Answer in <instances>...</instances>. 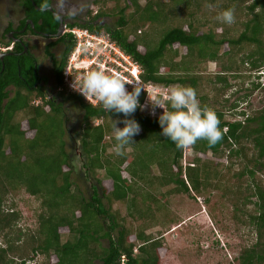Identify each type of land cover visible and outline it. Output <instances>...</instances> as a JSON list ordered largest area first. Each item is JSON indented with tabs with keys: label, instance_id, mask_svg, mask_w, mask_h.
I'll return each mask as SVG.
<instances>
[{
	"label": "trees",
	"instance_id": "obj_1",
	"mask_svg": "<svg viewBox=\"0 0 264 264\" xmlns=\"http://www.w3.org/2000/svg\"><path fill=\"white\" fill-rule=\"evenodd\" d=\"M110 1L97 3L102 8L94 20L110 17L104 10ZM115 1L120 16L116 23L72 25V28L79 26L99 36L109 35L140 65L142 80L147 84L191 87L203 103L201 107L215 111V104H211L210 98L206 97L208 95L204 94L209 89H204L205 79L195 71L199 68L205 70L209 63L220 65V71L216 73L218 82L222 84L216 91L219 96L232 88L228 74L232 72L239 76L248 64L245 59L240 60L241 55L250 52L248 60H253L249 69L251 73L264 67V0H170L168 3L146 0L145 7L141 6V0ZM226 9H234L237 18L231 25L217 20V16ZM132 23L138 25L134 34L130 29ZM146 25L157 27L153 33L160 30L162 38L149 37V32L144 35L140 29ZM70 38L72 44L58 69V84L66 91L62 103L43 98L45 102L37 107L34 102L39 97L32 96L21 82L16 67L18 62L10 58L4 64L0 59V232L8 230L6 246L0 247V264H27L28 259L32 261L38 254L48 258L55 254L57 261L51 264H96V261L101 264H160L162 242L148 235L147 225L135 233V224L127 225L126 218L121 217L119 211L114 213V206L118 203L127 206L131 202L133 214L148 221L153 216L152 211H163L164 196L156 190L148 194L146 185L153 187L152 184L156 183L160 188L176 185L169 194L189 195L214 187L219 180L213 170L214 163L203 159L210 153L216 159L229 155L249 161L245 172L239 175V189L228 190L227 194L237 211L256 207L257 215L251 216L249 225L256 226L257 242L255 248L242 251L240 264H264V253L256 251L264 246V182L259 177L261 171H256L260 166L264 172V110L259 117L249 116L247 123L228 122L222 111H215L220 120L222 139L215 146L201 139L181 150L161 135L158 118L145 116L142 108H138L129 117L141 126L133 144L126 146L118 157L115 152L112 156H105V139L113 134V121H122L125 117L106 112L102 104L93 105L66 85L65 73L77 46L75 38L72 35ZM180 48L186 52L177 61L181 55ZM13 69L15 74L11 75ZM11 85L19 88L14 98H10L6 91ZM253 86L260 88V85ZM23 90L28 91L27 94ZM147 98V94L141 93L140 104L143 105ZM74 101L80 105L85 119L81 128L71 132L81 142L85 172L80 174L76 173L74 163L76 153L68 150L66 141L70 135V122L64 106ZM163 103L168 109V101ZM21 115L27 117L25 124L20 120ZM242 115L246 116L245 113ZM98 120L103 124L95 125L94 121ZM117 126L122 128L124 125L118 123ZM226 127L229 128L227 134L224 132ZM114 144L113 138L112 149ZM129 148L133 153H128ZM149 150L151 155L147 152ZM140 151L146 157L161 154L159 159H155V164L162 175H153L152 161L148 163L146 160L142 169L137 166V161H145L142 154L139 155L141 158L137 156L134 162H130L129 157H135ZM257 151L259 154L253 158L248 154ZM185 158L189 159L187 165ZM99 171H105V177L98 175ZM246 175L257 182L247 186L242 181ZM128 176L134 181L130 182ZM78 179L91 181L89 196L81 189ZM106 180H112L113 189L105 186ZM22 189L43 201L39 229L34 234L17 230L20 213L10 207V210L6 209L8 196ZM65 230L69 232V240L63 243ZM15 232L17 235L14 237ZM106 239L109 240L107 248L101 243ZM22 241L24 244L18 245Z\"/></svg>",
	"mask_w": 264,
	"mask_h": 264
},
{
	"label": "rangeland",
	"instance_id": "obj_2",
	"mask_svg": "<svg viewBox=\"0 0 264 264\" xmlns=\"http://www.w3.org/2000/svg\"><path fill=\"white\" fill-rule=\"evenodd\" d=\"M160 1L168 3L170 0ZM98 2H101V0H99ZM140 4L142 7H145L147 1L141 0ZM117 5L118 4L115 0H111L104 8L105 12L110 14V17L104 18L105 20H100V22L104 21L107 24L116 23L120 18L119 14L117 13ZM249 5H252V2ZM99 8L101 9L102 7H98L96 4H92L91 12L96 14L97 11H99ZM131 12H134V10H132ZM4 22L5 19L1 16L0 23L4 24ZM137 26L138 25L136 23H132L130 25L131 33L133 32L134 34L136 32ZM153 29L157 30V27L146 25L140 30L144 35L149 32L147 36H154V39H157L159 36L161 37L162 32L158 30L156 33H153ZM134 38H136L135 35ZM225 49L228 50L229 47H226ZM100 50L101 49H99V51ZM143 51L145 52V50ZM180 51L181 55L179 58H177V61H180L182 54L186 52L184 48H180ZM114 53L116 54V52ZM249 55L250 52L247 53V55L240 56V60L245 59L248 64L246 65L245 69L242 70V73L239 76L235 75V73L232 72L228 74V82L232 88L223 95L220 94L219 96H217L216 92L217 89H221L222 87V84L218 82L216 77V73L220 71V65H218V63H209L205 70H200L199 68V71H195L205 79L206 88L204 89H209H207L204 94L208 95L206 97L210 98L209 102L211 104H215L217 106L216 107L215 105H213V109H215V111H222L226 116V120L231 123H234L236 121L247 123L246 119L248 116L259 117L264 110V87L254 88L253 86H257V83L259 82L256 79V75L254 74V72L251 73L249 71L251 67L250 63L252 60H248ZM87 58L88 57H85V59ZM117 60L120 61L119 59ZM71 61L77 62V58H75V56H71L69 59V64L71 63ZM123 64L127 65L125 64V62H123ZM84 65L85 64H83L82 67ZM84 69L85 70L83 71V74L85 75L86 66L84 67ZM105 73L107 74L108 71H105ZM83 74L77 72L73 73L72 75H69V80L79 79L81 81V79H83L84 77ZM172 86L167 88H171ZM169 90H162V93H168ZM141 93H143V91ZM140 98L141 94L139 96V99ZM197 99L201 106L203 103L201 102L200 98ZM147 102L150 106L147 108L143 104V108L141 109L145 116L147 115V113L149 114L152 108H154L150 98L147 99ZM67 110L71 112L72 121L77 118L81 120L83 119L84 113L81 112L76 104L69 105V107H67ZM242 113H245L246 116H242ZM26 118V116L21 115L20 120L23 122V124L26 123ZM98 123L100 125L103 124L101 120L94 121L95 125H97ZM69 125L70 135H67L66 137L68 150L70 152L76 153L74 163L76 165V173L78 172V174H80L85 172L83 168V153L80 149L81 142L78 138L75 139V136L71 133L72 129H77V125H75V123L73 122ZM81 126L82 123L80 124V128ZM113 138L114 134H110L107 135V138L105 139L107 147L106 151L104 152L105 156H112L114 153L112 149ZM132 150V148H129L128 153H133ZM147 152H149L150 154V150ZM140 154H142L141 151L140 153H136L135 157L130 156V162H134L137 156L140 157ZM248 154L251 158H253V156H256V154L258 155L259 153L257 151L253 153L248 152ZM116 156L118 157L119 155L116 154ZM142 156L144 157L145 161L144 163H142L141 161V163L137 161V166L139 168L142 169L147 161L148 163L152 161L153 163H150V168H152L153 175H162V172L157 167V164H155L157 163L155 159H159L161 157L160 153H158L156 157H146L143 154ZM203 159L204 162L212 161L214 163L213 170H215V174L219 178V180H217L218 182L213 185L214 187L204 189L200 193L192 192V194L189 195L185 193L169 194L176 185H168L162 188H160V185H157L156 183L152 184L153 187H151V184L149 186L146 185L145 187L148 194H152V192L156 190L159 194H163L164 196L162 207L163 211H152L153 216L150 220L148 219V221L140 219L137 214H133V209H130L131 202L127 206L121 205L119 203L114 206V213L116 214L119 211L121 217L126 218L127 225L135 224V233H139V231L142 229L141 227L147 225L146 227L148 235H151L156 240L162 242L163 247L160 250L162 260L160 264H240L242 251L244 249L255 248L258 237L256 226H252L249 224L251 223V216L257 215L255 210L256 207L251 206L248 210L243 208L242 211H237L234 201L231 200L227 194L228 190L237 191V189H239V175L245 172V166L248 165L249 161L244 157H230L229 155L225 156L223 159H216L212 155V153L204 156ZM229 166H231L230 169L227 168ZM215 167L219 168L216 169ZM260 169L261 167L257 166L256 171H261L259 177L260 180L264 182V172H262V170ZM97 174L101 176L103 175V177H105V171H99ZM125 175L127 176L128 173L126 174L125 172ZM76 177L77 174H75V178ZM244 177L245 178L242 181H244L247 186L252 184L253 181L257 182L256 180L251 179L249 175H246ZM128 179L130 182L134 181V179L130 176H128ZM260 180L258 181L260 182ZM85 181V179H78V184L80 185L81 189L86 192L87 196H89L88 186L91 184V181ZM104 184L109 189H113L112 180H106ZM153 193H155V191ZM139 199L140 197L138 198V200ZM251 200L254 202L258 201L257 198H251ZM6 202L7 210H10V207L11 209L20 213L21 221L19 222V225H17V230L20 229L23 230V232L27 231L28 234H34L35 232H37V230L39 229V217L44 210V207L42 206L43 201H41L37 197L29 195L25 189H22L17 193H13L8 196ZM152 208L157 209V206L152 205ZM250 211H252V213ZM65 231L66 232H64L63 235V243H66L69 240V232L67 230ZM7 233L8 230L5 232H0V247L2 248L6 246L5 235H7ZM13 235L15 237L17 235L16 232ZM24 238H27V236H25ZM132 240H135V237H133ZM101 243L102 247H109V240H103ZM23 244L24 241H22L18 245L22 246ZM256 251H258V253L260 254L264 253V246H260L259 249H256ZM54 255L53 257L48 258L42 254H38L33 258L32 261L28 259L26 263L51 264L57 261V258ZM16 260H18V258H16ZM96 264H101V262L96 261Z\"/></svg>",
	"mask_w": 264,
	"mask_h": 264
},
{
	"label": "flooded vegetation",
	"instance_id": "obj_3",
	"mask_svg": "<svg viewBox=\"0 0 264 264\" xmlns=\"http://www.w3.org/2000/svg\"><path fill=\"white\" fill-rule=\"evenodd\" d=\"M98 1L0 0V18L2 16L5 19L4 24L0 23V45L4 49L0 53V59L3 63L10 58L18 62L16 67L21 82L27 86L32 96L39 97L34 102L37 107L42 106L45 100L62 103V96L66 91L65 87L58 84V69L72 44L67 30L83 29L79 26L72 28V25H106L104 21L100 22L104 18L94 20L95 14L91 12V5H97ZM61 27L62 34H59ZM10 73L15 74V70ZM6 91L10 98H14L19 88L11 85ZM22 92L27 94L28 91ZM73 104L81 110L80 105L74 101L64 106L65 115L79 129L85 119L83 116L82 120L77 118L72 121L67 107Z\"/></svg>",
	"mask_w": 264,
	"mask_h": 264
},
{
	"label": "clouds",
	"instance_id": "obj_4",
	"mask_svg": "<svg viewBox=\"0 0 264 264\" xmlns=\"http://www.w3.org/2000/svg\"><path fill=\"white\" fill-rule=\"evenodd\" d=\"M217 20L224 24H233L235 22L234 9L224 10L217 16ZM93 35L99 36L96 34ZM102 36L106 37L107 35H101L99 37ZM112 42L121 49L116 42L113 40ZM121 51L128 56L122 49ZM71 56H73V54ZM132 61L135 71L131 72L132 66L129 67V65L123 64V66L129 70H126L125 75L135 80H137L136 77H138V80L142 81L144 85H149L142 80L141 75L143 71L140 65L133 59ZM110 67L116 68L119 71L124 70L123 67H118L116 64H110ZM83 71L77 73L83 74ZM66 73L65 81H67L68 87L73 91L70 87V82L66 79ZM254 74L259 82L257 85L264 87V69L262 68ZM158 87L165 90L170 89L167 94V100L160 97V99H156L152 104L154 108L159 107L164 109V107L161 106V100L162 102L168 101V110L166 111L164 109L163 113L158 117V123L162 129L161 135L172 141L178 149L182 150L192 146L201 139L206 140L210 146H215L222 139V131L219 127L220 120L217 114L211 109L202 108L200 106L195 89L182 85H174L171 88L164 86ZM73 88L88 102L89 97L98 100L106 112L123 114L125 119L122 121H113V134L115 140L113 151L117 155H121L125 147L133 144V138L141 132L140 124L134 118L129 117H132L138 108H143V105H141L139 101V96L143 91L142 88L137 87L132 91H128L126 84L122 81L120 76L114 75L111 71H108L106 74L105 71H100L97 67L86 73L82 81L74 82ZM153 114H155V112H153ZM118 123H122L124 126L122 128L118 127ZM228 130L229 128L226 127L224 132L227 134ZM188 161L189 159L185 158V165L188 164ZM185 171L186 170H184V172Z\"/></svg>",
	"mask_w": 264,
	"mask_h": 264
},
{
	"label": "built area",
	"instance_id": "obj_5",
	"mask_svg": "<svg viewBox=\"0 0 264 264\" xmlns=\"http://www.w3.org/2000/svg\"><path fill=\"white\" fill-rule=\"evenodd\" d=\"M67 32L75 38L77 43L76 49L73 53V57L75 56V58H77V62L71 61L66 73V79L70 82V87L73 90H75L73 88L74 82H80V80H69V75L85 70V66V74L90 72L91 70H94L97 67L101 69L100 71H111L114 75L120 76L122 81L126 84V88L128 89V91H132L134 88L137 87L142 88L143 92L147 94V97L151 99L152 104L156 99H160V97H162L164 100H167L168 93H162V90L165 91V89L160 88L154 84L144 85L142 81L138 80V77H136L137 80H135L125 75V72L128 69L123 66V62L127 63L129 67L132 66L131 72H134L135 67H133V61L130 57L126 56L123 52H121V49H117V45L112 42L109 35H107L106 37H99L93 35L87 29L79 28L68 29ZM99 49L101 50L99 51ZM3 50L4 49L0 45V53ZM114 52H116V54ZM85 57H88L87 59L89 60L85 59ZM116 58L120 61H118ZM83 64L85 65L82 67ZM110 64H116L118 67L121 66L124 68V70L119 71L116 68H111ZM82 80L83 79H81V81ZM75 91L78 92L77 90ZM88 100L95 106L100 104V102L93 97H89ZM144 105L147 108L150 106L147 100ZM161 106L164 107L166 111L168 110L163 102H161ZM164 109L159 107L152 108V110L149 112V114L147 113V115L153 119L158 118L159 115L163 113ZM153 112H155V114H153Z\"/></svg>",
	"mask_w": 264,
	"mask_h": 264
},
{
	"label": "water",
	"instance_id": "obj_6",
	"mask_svg": "<svg viewBox=\"0 0 264 264\" xmlns=\"http://www.w3.org/2000/svg\"><path fill=\"white\" fill-rule=\"evenodd\" d=\"M62 30H63V29H62V27H61V29H60V31H59V34H62Z\"/></svg>",
	"mask_w": 264,
	"mask_h": 264
}]
</instances>
